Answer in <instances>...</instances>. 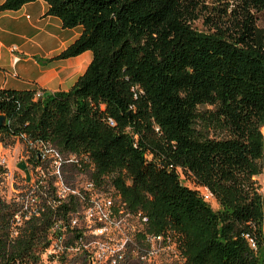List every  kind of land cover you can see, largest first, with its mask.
<instances>
[{
  "label": "trees",
  "instance_id": "1",
  "mask_svg": "<svg viewBox=\"0 0 264 264\" xmlns=\"http://www.w3.org/2000/svg\"><path fill=\"white\" fill-rule=\"evenodd\" d=\"M32 1L4 0L0 12ZM45 1L64 28H83L56 58L87 50L93 58L69 90L34 100L37 90L0 88L8 120L0 140L27 133L89 152L96 173L113 174L129 206L146 211L150 231L185 235L191 264H264L246 237L264 242L255 178L264 167V29L256 20L264 0H232L233 14H208V33L191 24L205 0ZM215 126L224 132L212 135ZM16 211L0 193V264H41L52 210L13 236Z\"/></svg>",
  "mask_w": 264,
  "mask_h": 264
},
{
  "label": "built area",
  "instance_id": "2",
  "mask_svg": "<svg viewBox=\"0 0 264 264\" xmlns=\"http://www.w3.org/2000/svg\"><path fill=\"white\" fill-rule=\"evenodd\" d=\"M19 59L15 56L16 62ZM43 96L44 91L37 89L34 100ZM109 123L115 121L109 118ZM17 142L26 146L30 180L18 165L11 168L7 145L0 140V193L17 206L13 236L27 220L39 218L50 208L49 243L42 253L49 260L60 264H191L185 235L171 228L150 231L146 211L129 206L113 174L96 173L89 152H65L54 142L35 140L27 133ZM9 187L10 196L6 195ZM198 189L207 202L215 201L207 186ZM246 237L250 249L264 257V242L260 245L249 234Z\"/></svg>",
  "mask_w": 264,
  "mask_h": 264
},
{
  "label": "crops",
  "instance_id": "3",
  "mask_svg": "<svg viewBox=\"0 0 264 264\" xmlns=\"http://www.w3.org/2000/svg\"><path fill=\"white\" fill-rule=\"evenodd\" d=\"M48 10L47 1L36 0L17 10L0 12V62L8 58L11 70L6 74L0 67L4 75L0 88L69 90L88 68L93 58L90 50L75 57L56 58L83 28H64L62 20ZM15 56L20 57L17 62Z\"/></svg>",
  "mask_w": 264,
  "mask_h": 264
},
{
  "label": "rangeland",
  "instance_id": "4",
  "mask_svg": "<svg viewBox=\"0 0 264 264\" xmlns=\"http://www.w3.org/2000/svg\"><path fill=\"white\" fill-rule=\"evenodd\" d=\"M204 4L205 5L203 9L197 12V18L191 22L194 29H196L199 32H203V33H208V32L213 31L212 28L214 25L210 22V19L207 18L208 14H211V15H216V14L225 15L228 13L233 14L234 11L232 12L231 9L238 10L239 8V6L232 0H205ZM220 19L221 17H218V20ZM256 20H257V26L261 29H264V9L256 12ZM227 25L233 29L232 22L227 23ZM8 63H9L8 58L0 62V67L3 68L2 71L6 72V74L9 71H11L9 69ZM3 80H4V75L0 73V85L3 82ZM211 108L212 107L210 106H204L202 107V110L211 109ZM223 132L224 131H220V127L218 126L212 127L210 130V133L214 136L217 133H223ZM262 132L264 136V126L262 127ZM6 148H7V150H5L6 157L12 169H14V167L18 165L19 162L23 160L28 161L27 149L23 142L18 143L16 141L14 144L7 145ZM255 178L257 182L259 183V185L261 186V191L263 192L264 190V167H263V171L260 174L256 175ZM187 183L190 185V182H186V184ZM10 194H13V190L12 188L9 187V190H6V195L10 196ZM211 205L214 208H216L217 202L216 201L212 202ZM41 264H60V263L55 260H49L44 254H42Z\"/></svg>",
  "mask_w": 264,
  "mask_h": 264
},
{
  "label": "water",
  "instance_id": "5",
  "mask_svg": "<svg viewBox=\"0 0 264 264\" xmlns=\"http://www.w3.org/2000/svg\"><path fill=\"white\" fill-rule=\"evenodd\" d=\"M7 123H8L7 116L4 113L0 112V129L5 127L7 125ZM18 166H19V168H21L22 170H24L26 172L27 178H28V180H30V173H29V170L27 169L26 162L23 160V161L19 162Z\"/></svg>",
  "mask_w": 264,
  "mask_h": 264
}]
</instances>
